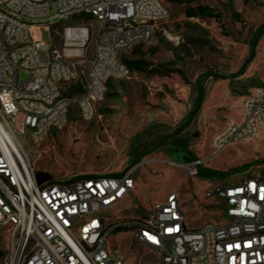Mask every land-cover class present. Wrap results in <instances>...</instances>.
<instances>
[{
	"label": "built area",
	"instance_id": "built-area-1",
	"mask_svg": "<svg viewBox=\"0 0 264 264\" xmlns=\"http://www.w3.org/2000/svg\"><path fill=\"white\" fill-rule=\"evenodd\" d=\"M80 14L97 25L69 22ZM168 17L161 0H0V259L7 255V264H126L110 246L117 229H128L155 264H264L261 172L211 182L208 193L223 204L219 221L192 227L177 193L141 215L137 203L131 214L113 212L134 193L143 162L119 176L38 181L22 147L21 134L39 140L62 130L75 103L91 117L109 82L132 75L122 57L154 40ZM42 26L52 45L33 35ZM75 83L82 92L66 95ZM263 129L260 85L244 96L241 119L215 133L210 154L183 165L195 176L206 161Z\"/></svg>",
	"mask_w": 264,
	"mask_h": 264
},
{
	"label": "rangeland",
	"instance_id": "rangeland-1",
	"mask_svg": "<svg viewBox=\"0 0 264 264\" xmlns=\"http://www.w3.org/2000/svg\"><path fill=\"white\" fill-rule=\"evenodd\" d=\"M161 1L169 17L158 24L155 39L140 49L153 66L181 69L185 79L177 73L149 76L140 72L132 73L128 79H113L91 117H84L75 103L62 130H52L39 140L28 133L19 138L38 181L119 176L143 162L134 172V193L113 212L131 214L137 203V213L141 215L177 193L188 224L198 227L219 221L223 204L208 193L212 183L198 174L190 175L183 165L187 162L182 153L171 146H161L135 164L130 162V150L138 133L143 134L144 140L155 141L177 128L194 104L196 86L203 82L201 111L182 133L190 137L189 149L197 158L210 154L215 133L228 121L240 120L244 96L264 83V34L256 37L264 26V0ZM197 6L207 7L211 16L187 17L186 9ZM86 22L97 25L94 18ZM33 35L53 44L52 32L43 26L35 28ZM256 39L255 57L245 65ZM173 49H178L179 56ZM40 57L44 59V53ZM125 57H135L133 50ZM203 75L208 77L203 79ZM28 76L22 72L20 79ZM203 167L225 173L242 169L228 178L230 183L252 173L264 174V129L256 138L228 147ZM108 213L111 211L107 216ZM6 243L3 238L2 246ZM110 246L126 264L156 263L155 255L147 247L136 245L130 232L112 234ZM0 264H7V255Z\"/></svg>",
	"mask_w": 264,
	"mask_h": 264
},
{
	"label": "trees",
	"instance_id": "trees-1",
	"mask_svg": "<svg viewBox=\"0 0 264 264\" xmlns=\"http://www.w3.org/2000/svg\"><path fill=\"white\" fill-rule=\"evenodd\" d=\"M168 3H178L183 2L181 0H165ZM186 16L189 18H195L199 16H211V13L208 11L207 7L203 6H197L195 8L189 7L186 9ZM93 16L90 14H80L75 17V20L77 21H86L92 19ZM264 34V26H262L258 33L256 34V37L259 39V37ZM258 39L254 40L251 46L250 54L248 58L246 59L245 65H248L255 57V48L257 46ZM206 44H209V41H205ZM141 45L139 44L136 47H134L133 54L135 57H125V55L122 57V60L126 63L128 68L130 69L131 73L140 72L145 73L149 76H171L173 73L179 74L183 79H185L184 72L181 69H163L162 66H153L152 63H150L142 54L141 52ZM173 52L176 56H179L178 49H173ZM208 77L207 75H203V79H206ZM111 81L108 85H110ZM199 85L196 86V97L194 100V104L191 108V110L188 112L186 117L182 120L180 125L175 128L172 132L167 133L161 137H159L155 141H149L148 139H143V134L138 133L135 137V140L132 144L131 150H130V159L131 163L135 164L140 162L145 156L151 154L152 152L156 151L158 148L164 145L171 146L175 151L182 153V159L185 162H190L193 160L198 159L194 153L191 152L189 149V140L190 137L187 135H184L182 132L184 129L187 128L191 124V122L199 115L202 104L205 97V86L203 82H199ZM261 85H264L262 83ZM82 92L81 85L79 83L68 85L64 91L66 95L74 96L78 95ZM242 169H235L232 171H229L227 173L221 172V171H213L207 168H204L203 165L199 167L198 175L201 179L207 180L210 183L211 182H218V181H225L228 180V178L232 175L238 174L242 172ZM88 177H96V176H88ZM122 231H128V229H117L113 231V234L122 232Z\"/></svg>",
	"mask_w": 264,
	"mask_h": 264
},
{
	"label": "crops",
	"instance_id": "crops-1",
	"mask_svg": "<svg viewBox=\"0 0 264 264\" xmlns=\"http://www.w3.org/2000/svg\"><path fill=\"white\" fill-rule=\"evenodd\" d=\"M242 117V116H241ZM241 119V118H240Z\"/></svg>",
	"mask_w": 264,
	"mask_h": 264
}]
</instances>
